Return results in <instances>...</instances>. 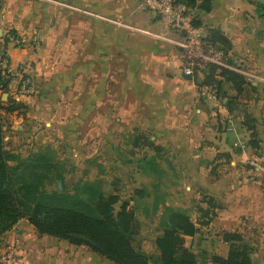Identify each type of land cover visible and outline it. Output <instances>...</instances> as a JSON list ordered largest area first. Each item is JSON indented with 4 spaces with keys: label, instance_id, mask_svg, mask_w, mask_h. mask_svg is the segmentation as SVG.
Wrapping results in <instances>:
<instances>
[{
    "label": "crops",
    "instance_id": "1",
    "mask_svg": "<svg viewBox=\"0 0 264 264\" xmlns=\"http://www.w3.org/2000/svg\"><path fill=\"white\" fill-rule=\"evenodd\" d=\"M139 2L0 0V55L14 75L22 67L34 76L41 100L55 105L71 95L72 109L79 106L73 112L87 117L99 109L105 119L132 120V129L158 137L155 146L176 151L171 165H181V175L214 204H200L211 210V221L196 224L199 233L189 238L192 251H206L197 246L205 240L196 238L204 231L219 241L220 256L228 250L224 232L244 238L250 231L254 239L246 242L256 248V234L264 232V0H211L209 12L196 11L203 31L217 30L229 41L230 69L247 84L237 94L222 81L212 98L204 76L199 85L182 74L181 49L173 43L178 34L159 15L139 10ZM115 23L128 24L133 32ZM81 77L85 82L76 91ZM26 89L20 99L32 92ZM251 259L264 264V258ZM32 263L113 264L83 246L39 236L22 219L1 238L0 264Z\"/></svg>",
    "mask_w": 264,
    "mask_h": 264
},
{
    "label": "rangeland",
    "instance_id": "2",
    "mask_svg": "<svg viewBox=\"0 0 264 264\" xmlns=\"http://www.w3.org/2000/svg\"><path fill=\"white\" fill-rule=\"evenodd\" d=\"M115 24L127 32H133L122 26L128 24ZM68 65L65 64V68ZM0 73L8 81L7 89L0 91L4 148L19 160L30 162L38 153L48 155L50 160L52 158L53 166L49 167L52 172L44 174L47 176L43 181L46 192H66L91 204L93 202L88 197L93 193L118 196L114 212L123 203H127L128 210L134 214L133 246L153 256L157 254L154 240L162 233L160 217L166 207L185 210L195 222L200 204L207 196L199 191L197 184L181 175V165H171L170 158L176 157V151L162 149L159 147L161 145L158 146L160 152L146 147L148 142L154 146L160 142L157 136L141 127L132 129V120L129 119L124 122L116 118L105 119L100 116L99 109L83 117L80 112H73L79 106L72 109L73 103L69 101L71 95H64L55 105L52 100H41V94L35 95V92L41 91V86L39 88L34 76L22 67H17L14 75L9 69L6 56L0 60ZM13 79L16 80L14 90L9 89ZM78 81L80 83L76 91L85 79L81 77ZM90 83L93 91V85L97 83L95 76ZM26 87L32 92L28 93L27 98L20 99L26 95ZM82 97L83 94L80 95ZM12 102L18 108L7 112L10 106H14ZM54 106L57 111L51 113ZM151 159H154L157 167L145 171L143 160L148 162ZM10 165L15 166L16 163L11 162ZM57 176H61V179ZM249 236L250 231L244 234L243 239L251 242L254 238ZM256 236L258 246L251 247V256L255 261L264 258V232ZM189 238H185L187 247L190 245ZM196 238L205 240L204 244L197 246L205 248L208 256L224 253V249L218 246L219 241L209 231H204ZM198 252H201L200 249Z\"/></svg>",
    "mask_w": 264,
    "mask_h": 264
},
{
    "label": "trees",
    "instance_id": "3",
    "mask_svg": "<svg viewBox=\"0 0 264 264\" xmlns=\"http://www.w3.org/2000/svg\"><path fill=\"white\" fill-rule=\"evenodd\" d=\"M190 9L193 26L201 28L196 11L209 12L211 0H174ZM203 28V27H202ZM205 40L213 44L223 53L225 61L232 66L228 58L231 49L229 41L217 30L205 29ZM15 36L14 32H11ZM1 49V48H0ZM5 54L0 55V60ZM218 77V78H216ZM189 79V77H187ZM222 81L231 83L237 94L246 84L244 78L230 68L210 65L204 73V86L215 85L216 93L220 91ZM8 81L0 73V91L6 90ZM228 102L226 106H230ZM1 105V102H0ZM7 109L13 112L18 106L15 102ZM1 109V106H0ZM248 118V117H247ZM246 122H250L249 119ZM250 130L254 127L247 126ZM254 133V132H253ZM254 137V134H252ZM137 140L135 139V145ZM156 152L161 149L147 143ZM145 171L154 170V159L143 160ZM15 162V166L10 163ZM52 158L43 153L33 156L32 161L19 160L13 153L4 148L3 125L0 118V241L20 220H26L39 236H50L66 241L70 245L83 246L89 251L112 262L113 264H253L252 248L238 232H224L221 237L228 245L225 256L207 255L206 252L194 253L185 246V238L199 233L196 224L208 225L211 221V210L200 208L197 213L199 220L193 222L189 214L178 207H166L160 217L162 233L154 240L157 254L144 253L133 246L134 214L123 203L114 212V205L119 197L104 196L93 193L88 199L73 196L66 192L48 193L44 190L45 173H51ZM40 170V171H37ZM61 179V176H57ZM208 208L214 207L211 199L203 201Z\"/></svg>",
    "mask_w": 264,
    "mask_h": 264
},
{
    "label": "built area",
    "instance_id": "4",
    "mask_svg": "<svg viewBox=\"0 0 264 264\" xmlns=\"http://www.w3.org/2000/svg\"><path fill=\"white\" fill-rule=\"evenodd\" d=\"M138 9L159 15L169 30L178 34V39L173 43L181 49V72L190 80L195 81L198 77L202 78L210 65L230 68L223 53L205 40L203 30L193 26L192 13L184 4L176 3L174 0H140ZM122 26L133 29L128 25ZM204 90L207 97L212 98L215 96L216 86L211 85ZM7 260L6 257L3 258L4 262Z\"/></svg>",
    "mask_w": 264,
    "mask_h": 264
},
{
    "label": "water",
    "instance_id": "5",
    "mask_svg": "<svg viewBox=\"0 0 264 264\" xmlns=\"http://www.w3.org/2000/svg\"><path fill=\"white\" fill-rule=\"evenodd\" d=\"M197 83H198L199 85L202 84L201 78H197Z\"/></svg>",
    "mask_w": 264,
    "mask_h": 264
}]
</instances>
